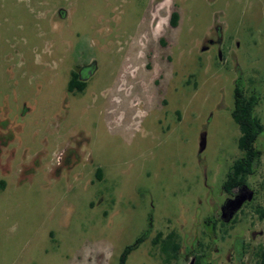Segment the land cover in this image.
Listing matches in <instances>:
<instances>
[{"label":"rangeland","instance_id":"374dc122","mask_svg":"<svg viewBox=\"0 0 264 264\" xmlns=\"http://www.w3.org/2000/svg\"><path fill=\"white\" fill-rule=\"evenodd\" d=\"M238 77L264 125V0H0V264H258L264 137L219 219Z\"/></svg>","mask_w":264,"mask_h":264},{"label":"trees","instance_id":"16d2710c","mask_svg":"<svg viewBox=\"0 0 264 264\" xmlns=\"http://www.w3.org/2000/svg\"><path fill=\"white\" fill-rule=\"evenodd\" d=\"M177 21L178 14L173 12L170 16V25L176 26ZM85 86V82L78 80L77 71H71L67 91L76 90L81 92ZM258 101L259 93L255 89L247 90L240 77L236 78L231 117L239 128L240 136L237 147L242 152V156L235 160L229 168L226 180L223 183V190L226 193H230L234 189H245L248 177L254 173L255 168L259 165L262 153L257 148V143L261 137H264V125L255 114ZM97 172L96 175L99 178L100 171ZM143 239L144 236H141L135 240L133 245L126 247L118 264H125L127 256L139 246ZM156 243L161 244V252L169 261L175 262L178 259L180 242L176 233L172 231L164 237L161 233H158L155 239ZM256 258L258 264H264V247L258 248Z\"/></svg>","mask_w":264,"mask_h":264},{"label":"flooded vegetation","instance_id":"af4514ba","mask_svg":"<svg viewBox=\"0 0 264 264\" xmlns=\"http://www.w3.org/2000/svg\"><path fill=\"white\" fill-rule=\"evenodd\" d=\"M89 68H90V66H89ZM89 68L86 67V66H82V67L77 68L76 71H77V74H78V80L80 82H86V80L88 79L89 76H86V72L89 70ZM90 74H91V71L89 70V75ZM241 190L242 189H238L237 192H234V190H232L231 196H233L234 199H231V200L227 201L226 205H224V207L220 211V215H219L220 221L223 220L224 222H228L227 219L229 218L230 213L235 211V209H234L235 207L234 206H235L236 201H239L242 198H245V197L248 196L249 193L247 192V188L246 187L242 191ZM245 201H247V200H245ZM241 206H242V204L240 205V207ZM240 207L237 210H239ZM237 210L234 212V214L237 212Z\"/></svg>","mask_w":264,"mask_h":264},{"label":"water","instance_id":"95a60500","mask_svg":"<svg viewBox=\"0 0 264 264\" xmlns=\"http://www.w3.org/2000/svg\"><path fill=\"white\" fill-rule=\"evenodd\" d=\"M251 198H252V194L249 193L248 196H247L246 198H242L241 200L236 201L235 206H234V207H235V208H234L235 211L240 207V205H241L245 200L250 201ZM230 204H231V203H230ZM232 204H233V203H232ZM235 211H233V212L230 213L229 218L227 219L228 221L232 218V216H233V214H234Z\"/></svg>","mask_w":264,"mask_h":264}]
</instances>
